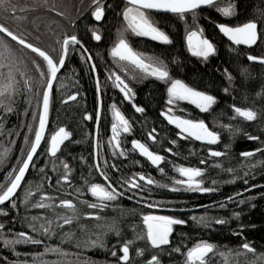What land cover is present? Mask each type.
Wrapping results in <instances>:
<instances>
[{
  "label": "trees",
  "instance_id": "1",
  "mask_svg": "<svg viewBox=\"0 0 264 264\" xmlns=\"http://www.w3.org/2000/svg\"><path fill=\"white\" fill-rule=\"evenodd\" d=\"M106 3L113 5L111 10L106 11L104 21L95 22L90 16L88 9L91 7V0H11V6L6 10H0V24L18 35H25L29 42L37 44L42 50L55 47L59 51V45L54 41L62 37L67 32H76L82 37L83 46L92 56V61L97 65L102 83L107 87L102 93L103 110L101 120L97 127V143L100 153L97 157L101 165V171H107L113 180L121 177L131 178L134 174L143 173L146 177H151L162 184L172 185L173 179H184L176 170L179 166L200 167L204 169V186L215 187V191L209 193H199L185 191L181 187L180 191H171L170 188L151 186L145 193H126L133 195L131 200L137 201L140 195L145 197L140 203L147 204V201H155L159 208H178L189 209L202 205L207 207L180 212H165L148 209L138 205L130 199L122 198L110 207L103 209L100 214L108 221L115 220L116 226L121 232L117 237L115 232H109L104 237L106 248H77V242L83 241L86 236L80 230V225L87 227L89 234H94L98 230L96 225L103 221L89 218L95 210L89 209L86 205L79 203L87 200L89 203L98 202L91 196L89 191L91 183H100L107 187L93 168L91 176L88 175L93 161V134L96 120L84 119L85 113H90L95 117L98 107L96 91L94 87L93 75L90 73V64L85 62L87 59L79 47L71 52L66 60L65 66L58 73V80L53 85L52 105L50 108L49 120L46 125L45 137L41 146L33 159L35 167L30 165L26 174L25 181L18 189L16 198L19 211L12 210L7 202L0 208L8 211V216H0V223L5 224V236H14L20 231L28 232L36 238H43L45 243L42 245L19 244L15 246V251L21 253L19 259L27 260L28 264H54L56 261L75 262L87 259L94 264L115 263L116 258L111 256L113 245H117L115 250L119 253L120 245L127 240L134 241L130 248V257L134 264H144L145 257L136 256V250L145 248L143 240H137L136 236L142 233V215H173L174 217L185 219L187 224L174 226V231L170 240L173 245L183 244V251L194 246L200 240L217 245V251L213 259L215 264H251L256 259L253 253H247L242 249V243L248 242L255 248L256 253H264V151L257 152V149H264V118L259 117L256 121H246L235 114L233 106L242 108H253L264 113V65L257 62H250L248 55L264 57V39L258 40L257 44L251 48L234 46L230 44L217 29L218 23H226L230 26H237L246 22L253 16H258L260 11H264V0H232L236 4V16L224 17L215 10V7H204L198 11L197 24L204 30V34L215 45L216 54L209 57L207 61L202 58L194 57L187 50L185 42V24L173 14H151L150 19L160 27L173 40L172 44H162L152 41L149 38L137 37L132 33L127 34V39L131 46L138 52L149 56L163 59L171 70L173 79H181L189 86L200 91H205L217 98V103L212 106L209 112H202L194 104L188 101H177L172 108L174 114L186 119L204 120L210 130L216 131L220 136V142L216 145H202L191 139H183L177 135V131L166 124L161 113L168 110L167 87L168 84L156 80L155 78H141L142 76L128 71H123L118 66V61L111 57L110 49L116 40V31L121 21V12L125 4L119 0H105ZM229 0H222L227 3ZM118 5V6H117ZM17 9V10H16ZM24 9V11H20ZM58 13H64V16ZM19 17L20 19H17ZM80 17L77 28L69 26V19L76 20ZM187 23L190 30H195L191 15L187 16ZM99 28L102 32V40L97 42L91 37L89 28ZM264 32V27L260 29ZM0 38L5 39L12 53L15 56L19 71L15 72L14 94L8 99H3L14 109L7 114L3 107H0V186L7 185L6 177L13 172V169L21 164L30 149V143L34 137V130L37 125L40 106L38 100L41 99L40 92L43 87L42 78L36 69L39 64L41 70H46V63L31 50L24 48L10 38L0 34ZM38 38V39H37ZM55 55V54H53ZM175 61L173 63L172 61ZM225 70L234 79L231 82L227 79ZM5 75L7 68L0 69ZM119 73L123 78L129 80L130 86L136 95L134 102L123 99V95L115 89L110 81H106L108 72ZM136 79L132 80L131 76ZM78 81V84H76ZM0 77V84L4 83ZM64 87L61 88L60 84ZM228 88L225 93L223 89ZM79 92L75 102L68 100V96ZM67 101V102H64ZM116 103L122 114L129 119L132 130L130 133H122L121 138L125 141L123 147L131 150L132 140H140L145 143L150 150L165 157L160 165L164 169L162 174L156 166L151 165L146 159L137 154L136 151H129L127 157L113 156L112 150L108 146L110 139V127L112 123L111 111L109 106ZM133 104L145 108L143 113L135 111ZM34 114L36 118L34 119ZM33 126V132H28V125ZM231 125L230 131L226 126ZM60 127H65L72 133L70 141H65L61 146L62 152L59 153L61 159H66L70 167L74 170L69 182L57 185L55 183L56 173L51 172L49 163L48 176L52 178L51 187L47 180H41L38 169L44 167L49 157L44 155L45 149L50 146L51 136L58 132ZM155 129L154 135L157 137L153 142L148 137V133ZM29 137V143H25V136ZM249 136H257L259 139H249ZM175 140L176 144L171 142ZM227 146V148L225 147ZM172 151L169 152L168 149ZM209 148L226 152L225 157L214 158L209 155ZM23 150V153H22ZM246 151L255 152L252 157H243L241 154ZM81 157L84 159L82 160ZM104 160L108 165H115L114 168L105 169ZM205 161L204 164L201 161ZM85 161L87 163H85ZM216 163L223 164L224 168L236 170L235 183H231L234 176L232 173L222 171L214 167ZM253 167H249V166ZM176 166V167H174ZM119 169V171H117ZM248 176L245 177V173ZM82 176L87 178L89 183L85 184ZM248 183H244V179ZM215 180L217 183L212 184ZM109 182V181H108ZM144 184V181H140ZM252 185V188L232 202L224 201L229 196L236 195ZM39 186V187H38ZM118 187V185H114ZM79 187L81 193L75 189ZM25 190H30L33 195L29 197V203L25 206L21 201L25 196ZM50 195L56 197L53 209H39L33 205L40 202L41 197ZM255 197L247 200L248 197ZM61 199H71L77 204L80 210L81 220L79 223L73 222L70 225H63L62 219L57 216L68 214V211L59 206ZM239 199H245L246 203L239 204ZM51 203V201H45ZM220 202V203H218ZM221 203H226L225 208H220ZM252 205H255L254 207ZM135 210V213L131 210ZM207 211L209 217L225 218L228 223L223 226L213 225L211 228H202L190 219L193 215H203ZM239 212V217H234L233 213ZM41 217L36 222L37 227L45 222L44 218L51 219L52 229L55 235L48 239L41 237L38 233H32L27 227L25 216ZM58 225H62L59 227ZM133 225L136 231H133ZM243 226V227H241ZM254 226V227H253ZM11 230V231H10ZM236 231H241V235H234ZM71 233V235H67ZM60 247L69 253L67 257H60L57 254L45 253V247ZM239 251L240 254L236 255ZM38 259L33 261V255L41 254ZM146 252V257H147ZM0 257H7L9 264L17 260L13 252L3 246L0 239ZM184 258L179 254L171 259L165 255L163 264H183ZM2 264V261H0ZM257 264H262L258 261Z\"/></svg>",
  "mask_w": 264,
  "mask_h": 264
},
{
  "label": "snow or ice",
  "instance_id": "2",
  "mask_svg": "<svg viewBox=\"0 0 264 264\" xmlns=\"http://www.w3.org/2000/svg\"><path fill=\"white\" fill-rule=\"evenodd\" d=\"M11 6V0H0V10H6ZM118 6V5H117ZM203 7H215V10L222 14L224 17H234L236 16V4L229 0L226 4L222 3V0H126V5L122 9L121 16L122 21L126 25L124 31L120 33L118 42L110 50V54L113 58H118V61L128 62L130 65L134 66L135 69L140 70L142 73L141 78H155L161 82L169 84L167 87V104L168 110L167 113H162L166 115L168 122L172 125H175L180 131L177 133L183 139H194L196 141L206 142L208 145H216L220 142V136L216 131L210 130L208 125L204 120H192L185 119L179 116H174L172 113L171 106L174 105L177 101H188L194 104L202 112H209L213 105L217 103V98L205 91L197 90L196 88L189 86L181 79H173L171 76V70L169 69L168 64L164 62L163 59L158 57L148 56L144 53L138 52L135 50L128 39L126 38L125 32L130 30L132 34L137 37L149 38L152 41H157L162 44H172L173 40L160 27L150 19L149 13L152 11L170 13L176 16L180 21H183L185 24V39L187 50L191 53L192 56L202 58L204 61H207L210 56L216 54L217 49L214 43L205 36L204 30L200 28L197 24L198 11L202 10ZM113 5L108 4L105 0H91V7L88 9L91 17L94 18L95 22L104 21L106 18V11L111 10ZM17 10V9H16ZM24 11V9H20ZM61 16H64V13H58ZM191 15L193 24L196 25L195 30H190L187 23V16ZM17 19H20L17 17ZM80 17H77L76 20L69 19V26L72 28H77V24ZM223 34L231 41L234 45H245L251 47L256 45L258 40L264 39V32L260 29L264 27V11H260L258 16H253L251 19L246 22H242L237 26H230L226 23H218L216 25ZM88 31L91 32V37L99 42L102 40V32L99 28H89ZM0 34L15 41L19 45L23 46L26 49H30L33 53L38 54L40 58L46 63V70H41L39 64L36 65V69L42 78L43 87L41 88L40 96L41 99L38 100V106H41V110L38 113V127L34 130V141L30 143V150L26 153V158H23L21 164L13 169V172L6 177L8 180L7 185L0 186V206L4 205L6 202L10 204L12 210L19 211V205L17 203L16 194L18 189L21 188L22 182L25 181L26 174L30 169V165L35 167L33 163L34 156L37 154L38 149L41 146L42 141L45 137L46 125L49 120L50 108L52 105V90L54 82L58 80V73L65 66L66 60L70 56L71 52L76 51L77 47L82 49V59L83 52H86L87 49L83 47L82 37L79 35L78 30L76 32H67L62 35L61 38L54 41L55 44L59 45V51L53 47L51 52L48 50H42L40 46L29 42L28 38L21 34L18 35L12 32L10 29H7L3 24H0ZM38 39V38H37ZM55 54V55H53ZM247 59L250 62H259L264 65V57H258L253 55H248ZM92 56L89 54L85 62L91 61ZM175 63V61H172ZM17 61L14 54L12 53L8 43L5 39L0 38V69L7 68V74L0 71V77L5 81L0 84V98L8 99L11 94H14L16 91L15 88V72L19 71L17 67ZM90 73L93 75L95 81L94 87L97 96L98 107L93 117L90 113H85L84 119L92 120L95 118L97 125L101 120L102 110H103V100L102 93L105 91L107 84L102 83L100 80V75L97 65L93 62L90 64ZM227 79L230 82L234 79L230 74L225 70ZM106 81H110L112 86L115 89H118L119 92L123 95V99L134 102L135 91L130 86V83L126 79L122 78L121 75L116 74L115 72L109 71ZM132 80L136 79L135 75L131 76ZM78 84V81H76ZM60 87L63 88L64 84L61 83ZM225 93L228 92V88L223 89ZM79 92L68 96V100L75 102L77 100ZM67 102V101H64ZM135 111L138 113H143L145 108L142 106H137L133 104ZM0 107H3L7 114H10L14 111L12 107L3 102V99H0ZM111 111L113 122L111 123V137L108 140V146L112 150L113 156L127 157L129 151L138 150L139 153L147 158L148 161L153 166H156L159 171L164 174V169L160 167L161 163L165 161V157L153 152L150 148L142 143L140 140H132V149L126 150L123 145L125 143L121 138V133H130L132 130V125L128 118L117 107L116 103H113L109 106ZM234 112L239 117H242L246 121H256L259 117L264 118V113H261L259 110H254L253 108H242L233 106ZM36 114H34V119ZM3 119V117H0ZM28 132H33V126L29 124ZM230 131L232 130L231 125L226 126ZM3 128V125L0 124V129ZM155 129L153 128L149 133L148 137L153 142H156L157 137L154 135ZM2 134V131H0ZM72 133L68 131L65 127H60L58 132L51 136L50 146L45 149L44 155L49 157V160L45 163L44 167L38 169V175L40 179L47 180L49 187H51L52 178L48 176L49 163L51 164V172L56 173L57 179L55 183L59 185L61 179L64 182H69L70 177L72 176L73 169L70 167L66 159H61L59 153L62 152L61 146L65 144V141H70ZM249 139H259L257 136H249ZM25 143H29V137L25 136ZM172 144H176L177 141L173 140ZM100 145L97 143V148ZM227 148V146H225ZM169 152L172 151L171 148L168 149ZM257 152L264 151V149H257ZM23 153V150H22ZM97 157L100 153L97 151ZM209 155L214 158L225 157L226 152L213 150L209 148ZM243 157H252L255 155V152L246 151L241 154ZM83 160L84 158L81 157ZM85 163H87L85 161ZM202 164L205 161H201ZM103 166L105 169L114 168L115 165H108L107 160H104ZM176 167V166H174ZM216 168H220L222 171L232 173L234 178L231 180V183H235V179L239 178L236 176V170L233 168H224L223 164L216 163L214 165ZM253 167V166H249ZM99 171L100 175L104 180L109 181L107 187L102 186L100 183H91L89 191L92 197H95L98 202L89 203L87 200L79 201L80 204L86 205L89 209L95 210L93 214L89 216L91 219L97 221H103L96 225L97 232L94 234H89L88 229L85 225H80V230L85 234L86 238L83 241L77 242V248L83 246L84 248H101L105 249L106 244L104 237L109 232H115L117 237L121 236V232L116 226V221H108L105 219L100 212L110 207L113 203L121 200L126 193H145L151 186L155 185L161 188H170L171 191H180L181 187L185 191L199 192V193H209L215 191V187H206L204 186V169L200 167H185L179 166L176 170L180 175L186 179H173L172 185L162 184L159 181L154 180L151 177H146L143 173L134 174L131 178L121 177L119 180H113L109 177L107 171H101V165L95 163L90 166L88 175L91 176L92 169ZM119 171V169H117ZM248 176V173H245V177ZM85 184H88L89 181L87 178L82 176ZM140 181H144V184H141ZM217 182L212 181V184L215 185ZM244 183H248V179H244ZM118 185V187L114 186ZM39 187V186H38ZM257 187L252 185L251 188ZM251 188L246 189V191H251ZM77 193H81V189L77 187L75 189ZM33 193L30 190H25V196L21 203L25 206L29 203V197ZM241 193H237L236 196H241ZM133 195H128V199H133ZM56 197L45 195L41 197L40 202L33 205V207L39 209H53L55 211L56 205L54 203ZM255 197H248L247 200H253ZM145 197L140 195L138 198V203L144 201ZM234 197H227L228 202H232ZM51 201V203L45 202ZM239 204L246 203L245 199H239ZM59 206L68 211V214L57 216V219L63 220V225H70L73 222L79 223L81 220L80 210L77 207V204L74 203L71 199H61L59 201ZM155 201H147V208L152 209L154 207H159ZM226 203H221L220 208H225ZM253 207L255 205H252ZM133 214L135 210H131ZM239 212H234V217H239ZM0 216H8V211L0 208ZM27 224V227L31 229L32 233H38L41 237H46L51 239L55 235V231L52 229L53 221L51 219L44 218L45 222L40 223L37 227L36 222L41 219L38 216H25L23 218ZM190 219L198 226L202 228H211L213 225L223 226L228 223V220L225 218L209 217L207 211L203 215H193ZM187 221L185 219L174 217L173 215H157V214H143L142 215V233L137 234V240L145 241L146 247L139 248L136 250V256L145 257L144 264H163V257L167 255L170 259L175 255L179 254L184 258L183 264H215L213 257L217 251V245L207 240H200L195 243L194 246L187 248L186 252L183 251L184 245L177 244L173 245L170 237L173 234L174 226L176 225H185ZM62 227V225H58ZM133 231H136V226L133 225ZM243 227V226H241ZM254 227V226H253ZM5 224L0 223V239L3 240V246L10 249L14 255L17 256V260L12 261L11 264H28L27 260L21 261L19 256L21 253L15 251V246L19 244H31V245H42L45 243L43 238H36L34 235H30L28 232L20 231L14 236H5L4 234ZM11 231V230H10ZM234 235H241V231H236ZM71 235V233H67ZM134 241L127 240L124 241L119 247V253L115 250L117 245H113L108 251L111 252V256L116 258V264H134L133 259L130 257V248L133 246ZM242 249L246 250L247 253H253L254 259L251 261V264H257L258 261L264 264V253L257 254L254 247H252L248 242L242 243ZM147 252V257H146ZM45 253L57 254L60 257H67L69 253L62 250V248L56 247H45ZM240 252L237 251L236 255H239ZM33 255V261L35 262L41 254H26ZM2 264H9L7 257H0ZM47 264V262H45ZM54 264H73V262L65 261H56ZM75 264H80V261L77 260ZM83 264H94V262L87 259L83 260ZM138 264V262H137Z\"/></svg>",
  "mask_w": 264,
  "mask_h": 264
},
{
  "label": "water",
  "instance_id": "3",
  "mask_svg": "<svg viewBox=\"0 0 264 264\" xmlns=\"http://www.w3.org/2000/svg\"><path fill=\"white\" fill-rule=\"evenodd\" d=\"M120 2H122L123 4H125L126 5V0H119ZM204 8V7H203ZM151 14H170V13H163V12H156V11H152V12H150ZM217 29H218V27H217ZM219 30V29H218ZM220 32V31H219ZM222 34V33H221ZM223 35V34H222ZM224 38L230 43V44H232V45H234L231 41H229L228 39H227V37H225L224 36ZM234 46H237V45H234ZM239 46H242V47H246V48H251V47H253V46H251V47H248V46H245V45H239ZM84 47V46H83ZM80 48V47H79ZM85 48V47H84ZM30 50V49H29ZM80 50L82 51V49L80 48ZM83 54L85 55V57H86V59H87V57L89 56V53H88V51H86V52H83ZM89 62V64H91V63H93V61L91 60V61H88ZM55 83V82H54ZM41 110V106H40V109H39V111ZM162 113H167V111H163ZM161 113V116H162V118H163V120L166 122V124L168 125V126H170L171 128H173V129H175L177 132H179L180 130L179 129H177L176 127H175V125H172V124H170L169 122H168V120H167V118H166V115H164V114H162ZM174 115V114H173ZM174 116H179V115H174ZM179 117H181V116H179ZM183 118V117H182ZM186 119V118H185ZM38 127V120H37V125H36V128ZM97 127H98V125H97V123H95V128H94V134H93V161H94V164L95 163H98V161H97V155H96V153H97ZM191 140H193V141H195L196 143H199V144H202V145H208L206 142H201V141H196V140H194V139H191ZM34 141V137H33V140H32V142ZM131 146H132V144H131ZM30 150V149H29ZM39 150V149H38ZM38 152V151H37ZM136 152H137V154L139 155V156H141L142 158H144V159H146L147 160V158H145V157H143L140 153H139V151L138 150H136ZM35 157V156H34ZM26 158V157H25ZM148 161V160H147ZM149 163H150V161H148ZM151 164V163H150ZM152 165V164H151ZM97 173H98V175H99V177L101 178V180L105 183V185L106 186H108V184H109V182L108 181H106V180H104V178L100 175V173H99V171H97ZM184 178V177H183ZM184 179H186V178H184ZM252 189V188H251ZM246 192H248V191H243V192H240L241 194H244V193H246ZM232 197H234V198H236L237 196L236 195H233ZM123 198H125V199H128L126 196H124ZM131 201H133L134 203H136V204H138V205H141V206H144V207H146L147 208V204H143V203H138L137 201H134V200H131ZM224 201H227V198L226 199H223V200H221L220 202H224ZM220 202H218V203H220ZM7 203V202H6ZM5 203V204H6ZM210 204H208V205H202V206H198V207H193V208H189V209H178V208H159V207H154V208H152V210H158V211H165V212H180V211H192V210H198V209H201V208H204V207H207V206H209ZM1 207V206H0ZM109 264H115V263H109Z\"/></svg>",
  "mask_w": 264,
  "mask_h": 264
},
{
  "label": "rangeland",
  "instance_id": "4",
  "mask_svg": "<svg viewBox=\"0 0 264 264\" xmlns=\"http://www.w3.org/2000/svg\"><path fill=\"white\" fill-rule=\"evenodd\" d=\"M224 4H226V3H224ZM125 28H126V25L123 23V21H122V16H121V21H120V23H119V25H118V28H117V31H116V40H115V43L116 42H118V38H119V36H120V33L122 32V31H124L125 30ZM128 33H131L130 32V30H128L127 32H125V35L127 36V34ZM127 38V37H126ZM185 42H186V39H185ZM114 43V44H115ZM114 46V45H113ZM112 46V47H113ZM111 47V48H112ZM111 50V49H110ZM111 55V54H110ZM149 56V55H148ZM112 57V56H111ZM154 57V56H153ZM113 58V57H112ZM114 59H116L117 61H118V58H114ZM118 66H119V68L122 70V72L125 70V71H130V72H135V73H137V74H139V75H141L142 76V73L140 72V70H138V69H135V67L134 66H132V65H130L128 62H121V61H118ZM116 74H118L119 75V73H116ZM123 78V77H122ZM124 79H126V81L127 82H129V80H127V78H124ZM170 85L168 84V87H169ZM174 105H172L171 107H173ZM172 113H174V111L172 110ZM111 118H112V122H113V117H112V114H111ZM122 134V133H121ZM111 135H112V133H111V127H110V137H111ZM103 186V185H102Z\"/></svg>",
  "mask_w": 264,
  "mask_h": 264
},
{
  "label": "flooded vegetation",
  "instance_id": "5",
  "mask_svg": "<svg viewBox=\"0 0 264 264\" xmlns=\"http://www.w3.org/2000/svg\"><path fill=\"white\" fill-rule=\"evenodd\" d=\"M167 111V110H166ZM171 114H174V113H171ZM174 115H176V114H174Z\"/></svg>",
  "mask_w": 264,
  "mask_h": 264
}]
</instances>
